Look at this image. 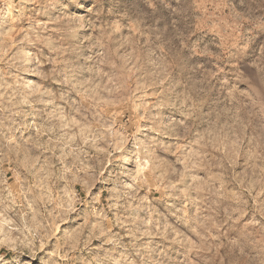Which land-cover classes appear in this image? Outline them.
Listing matches in <instances>:
<instances>
[{
  "label": "clouds",
  "instance_id": "9594fccd",
  "mask_svg": "<svg viewBox=\"0 0 264 264\" xmlns=\"http://www.w3.org/2000/svg\"><path fill=\"white\" fill-rule=\"evenodd\" d=\"M0 264H264V0H0Z\"/></svg>",
  "mask_w": 264,
  "mask_h": 264
}]
</instances>
